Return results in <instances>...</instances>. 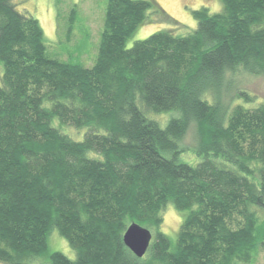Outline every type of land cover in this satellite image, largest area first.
<instances>
[{
  "label": "trees",
  "instance_id": "1",
  "mask_svg": "<svg viewBox=\"0 0 264 264\" xmlns=\"http://www.w3.org/2000/svg\"><path fill=\"white\" fill-rule=\"evenodd\" d=\"M222 1L193 10L186 34L161 29L128 46L139 27L173 18L157 0H107L86 66L51 54L40 20L0 0L1 262L254 263L264 101L238 90L227 103L222 92L229 73L264 74V0ZM76 17L74 7L68 32ZM169 204L185 211L176 238L162 229ZM133 222L153 233L141 258L123 241ZM54 229L76 258L49 252Z\"/></svg>",
  "mask_w": 264,
  "mask_h": 264
},
{
  "label": "rangeland",
  "instance_id": "2",
  "mask_svg": "<svg viewBox=\"0 0 264 264\" xmlns=\"http://www.w3.org/2000/svg\"><path fill=\"white\" fill-rule=\"evenodd\" d=\"M157 1L173 19L160 17L149 21L143 27H139L130 37L128 46H132L136 40L147 38L161 29H172L176 34H186L197 27L193 10L208 7L211 12H217L224 7L222 0ZM17 3L21 10H28L40 20L51 54L58 55L66 61L83 63L86 66H91L94 63L103 28L107 0H17ZM74 7L77 9V17L73 22L72 29L68 32L71 27L69 15ZM225 84L227 86L223 90L222 96L227 103L232 100V102L236 101L234 98L238 90L255 93L258 101H264V74H251L243 71H238L236 74L235 72L229 73ZM167 114H162L159 118L164 121L167 116L170 118L174 115L173 112H167ZM67 130L76 138H80L83 132L73 127H68ZM183 144L187 147L185 157L193 160L192 149L197 145L195 124L190 126L187 131ZM184 216L185 211L179 212L172 204H169L164 211L163 231L176 238ZM259 216V227L264 231V208L259 209ZM48 247L50 253L58 250L72 259L76 258V251L55 229L49 235ZM38 258L40 260L37 262H41V264H51L48 255ZM0 264L7 263L0 261ZM253 264H264V243L256 254Z\"/></svg>",
  "mask_w": 264,
  "mask_h": 264
},
{
  "label": "water",
  "instance_id": "3",
  "mask_svg": "<svg viewBox=\"0 0 264 264\" xmlns=\"http://www.w3.org/2000/svg\"><path fill=\"white\" fill-rule=\"evenodd\" d=\"M152 239V231L137 222L131 223L123 235L125 245L139 258L147 253Z\"/></svg>",
  "mask_w": 264,
  "mask_h": 264
},
{
  "label": "bare ground",
  "instance_id": "4",
  "mask_svg": "<svg viewBox=\"0 0 264 264\" xmlns=\"http://www.w3.org/2000/svg\"><path fill=\"white\" fill-rule=\"evenodd\" d=\"M125 244V243H124Z\"/></svg>",
  "mask_w": 264,
  "mask_h": 264
}]
</instances>
